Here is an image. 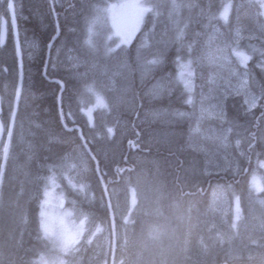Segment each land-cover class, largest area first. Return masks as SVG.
Wrapping results in <instances>:
<instances>
[{
    "label": "trees",
    "instance_id": "trees-1",
    "mask_svg": "<svg viewBox=\"0 0 264 264\" xmlns=\"http://www.w3.org/2000/svg\"><path fill=\"white\" fill-rule=\"evenodd\" d=\"M89 1H92V6L88 8V5H91ZM112 1L115 0H66L64 3L59 0H11L14 6V14L15 16L17 15V17H15L17 39L20 44L22 59L20 58L18 67V64H16L17 55L14 48V40L11 38V30L8 31L5 44V47L9 49L4 55H0V58L2 57L6 59V61H9L8 68H11L9 70L13 72L17 70L19 72L20 68V73L24 76L22 88L20 89V96L22 95L23 98L19 96L18 99L19 105L22 106L18 105L15 114L13 133L9 142L10 148L8 147L7 149L4 170L0 180V264L60 263L62 251L58 239L59 229L57 223L59 219L58 205L61 197L66 196L67 199L74 202L75 206H81V210L91 208V204L84 201L83 197L79 198L80 195L86 196L84 191L82 192V189L78 187L73 188V185H70L65 179L64 159L70 155L71 150L74 148L75 154H77L79 150V152L82 151L83 155L87 154V147L90 148L96 159V164H98L97 174L94 162L91 157L87 155L88 159H91L94 165V167H92L91 182L94 183V181H96L99 183L98 186L96 185V193L99 198L103 199V203H106V201L104 200L105 198H103L100 186H102V183H104L105 186L107 185V192L110 198L109 202L115 214L116 201L113 190L120 184V181L126 182L128 184L126 185L127 188H130V185L133 191L136 190L133 192V199L128 202L125 209V216L127 214L130 216L126 217L124 228L128 227L129 230L137 229L138 233L144 231L142 232V236H140V234L138 235L139 238H142L139 242V248L147 230L144 228L141 229L140 223L145 222L149 217H155L157 211L158 214L161 211L162 213L164 212L172 216L173 214H171V212L173 211L171 209L173 208L171 207L175 206L176 208V203L182 206H178L179 209H177V207V210L175 209L174 211H177V213L174 214L173 217H169L172 219L177 217L175 220H178V222H180L179 216H181V219L182 216H184L183 220L187 219L186 210L189 209V206L207 205L211 190L210 186L216 181L220 182H216L215 184L225 182L228 190L245 196L248 183V174L245 173V169L252 168V162L255 163L264 157V70L255 68L254 65L256 64L252 59L248 62L247 73L252 87L258 94L256 107L251 109L249 116H242V110L239 109V114L237 109L239 108L240 98L234 96L226 100L227 117L230 122L232 119V122L235 123L236 126H239L237 129L239 130V135L242 136V140H240V149L243 153V158L236 160L232 171L225 174L217 173L204 176L199 172V165L201 163L199 159H201V156L191 151L183 150L181 147L187 136V126L189 127L192 116V106H190L192 104L186 103L189 93L185 90L182 82L178 80L176 72L188 62L192 63L198 36L204 28L211 24V15L213 14L214 6L210 13L208 12L206 15L202 13L197 16L195 13L196 6L200 0H146L147 6L151 7L153 11L151 13H146L142 26L134 40L128 46L118 49L121 51V54L119 51H113L110 47V42H108L105 50L109 52V57L106 59L107 61L100 63L98 61L103 57V55L100 54V50L98 51L100 48L99 46H101V41L99 42L95 37V40H92L94 38H91L89 35L86 37V35H82V32L87 24H91L94 21L95 17L98 15L101 16L99 9ZM7 3L8 0H0V4L4 7L2 8L5 15L6 13L8 14L5 10L6 6H4L7 5ZM50 4H52L55 10L56 21L60 27V31L57 39H55L52 45V51L48 58L49 63L45 68V75H43L46 60L45 49L47 47L45 45H47L50 38L55 33L52 32L54 19ZM84 4L88 5L86 6ZM78 5H81V7H79L80 9L76 8ZM94 6H97V8ZM91 7H94L96 12H91ZM88 12L91 13L89 14ZM6 18L9 21V15H7ZM160 24L164 26L165 31L159 30L158 27ZM80 26H83L82 29H80ZM75 35L81 38L78 40L73 38ZM90 40H92V43ZM59 43L65 45V47L64 45L62 46L64 51L56 49L57 53H53L54 46L59 45ZM92 44L95 46H92ZM91 47H94V51L92 52L90 51ZM40 48L41 50H39ZM66 49L68 51L72 49V51H75L76 49V52H79L81 49L84 51L81 57L79 56L83 59L79 60L81 61L82 67L75 69L79 79L78 86H75L76 82L73 83L77 79L71 76L73 70L71 68H66L68 66L66 61L69 62L67 58L68 51ZM28 50L31 51L27 52ZM86 50H89V52ZM247 50H251V47H248ZM255 51H257V49L251 50L253 56L256 54ZM94 52H96L95 54L99 57L92 54ZM93 55L94 57H92ZM138 55L141 56L139 57ZM57 56L58 59L64 61V67H61V69L57 64L59 63ZM119 56H121V58ZM116 59L118 60L116 61ZM6 61H4V63ZM152 61H156V63H152ZM98 68H107L109 72L114 74L115 81L114 90H106L103 94L104 105H107V107L102 106L100 110L95 113V117H100H98L97 121L100 122L102 120V123H99L100 127L104 130L108 128V132L112 133L111 135L106 133L104 142L97 144L102 148V150L99 151H97L98 149L96 148H92V144H89L92 140H89L87 137L86 127L85 131L81 133L87 144L84 143L83 147L77 132L74 130L68 131L61 125L56 109V95L60 90L57 81L60 80L64 84V90L60 97V107L61 110H64L65 115H63V117L65 124L67 127L78 125L74 117L70 115L69 109L77 107V105L85 106V104H81L79 101V99L85 97V88L90 87L92 89L94 88L96 92H99V90L101 91L100 84L96 79V70H98ZM86 69L89 73L84 74ZM193 72L194 70L192 74ZM4 78L3 71H1L0 95L3 105L5 104L4 100H7V103L11 101V99L8 100V96L4 94L7 83H5ZM53 78H56V82L51 81L54 80ZM97 87H99V89ZM74 89H76V91H78V89L82 91H79V95L73 96L71 94H73ZM144 89L148 91V96L144 94L145 92L143 93ZM194 92V90L191 92L192 99L194 97ZM14 93L15 90H12V94ZM67 95H69L68 98L70 102L66 100ZM23 99H25V103ZM232 105L236 106L235 109H233L234 107H232ZM20 110H22V112ZM9 111L6 116L7 119L9 118ZM178 113H184L185 115L181 116L178 115ZM19 117L21 119H19ZM33 123L36 124V126ZM18 125H20V130H18ZM46 133H48V135L50 133L51 136H48ZM20 135L22 138H19L21 137ZM34 135H37V137H34ZM22 141L24 142L22 143ZM11 145L13 147H11ZM9 149H11L12 152H10L11 150ZM2 152L3 145L0 146V166L2 163ZM103 158L106 160H103ZM58 159H61V161L59 162ZM245 161L247 162L243 163ZM60 164L62 165L60 166ZM44 165H46V167ZM78 183L79 182H77V184ZM88 183H90V181H88ZM134 183H137V186H135ZM135 198L138 200L133 203L132 201ZM152 198L154 199L152 200ZM164 198L166 200H164ZM174 198L176 199L175 201ZM197 199L202 203H199ZM157 201H159V203ZM171 202L175 203H172L174 206L171 205ZM153 203H155L154 205L156 206H153ZM158 205H160L159 208ZM184 206H186L185 209ZM143 207L146 210H144ZM164 208H166L167 211H164ZM183 211H185V214ZM108 213L109 210L107 207L104 208L102 206V208L98 207L96 209V214L103 215L106 219L107 216L109 218ZM115 217L116 227L118 228L120 224L117 218L119 219V217L118 215ZM157 222L158 221H156V223ZM174 223L175 221L173 219L172 224ZM214 234L215 232L212 234L213 240H209L211 246L209 245L208 252L210 253L207 254L203 261L197 264H212L213 261V264H257L258 262V264H261L263 258L260 259V255L264 254L263 242L256 244V247H259L256 248L257 256L252 259H234L236 262H233V260L229 262L225 256L228 249L225 240L223 242L221 241L219 233ZM213 242L215 244H213ZM168 244L165 245L168 246ZM225 247L227 248L225 249ZM220 249H222V251ZM133 250H135L133 253L138 252V246ZM117 251H119V249ZM174 251L177 259L175 258L172 264H179L178 261H182L183 264H196L192 260H186L187 262L181 260L180 255L183 256L184 254H180L182 250L178 249V246H175ZM178 257L180 259H178ZM148 264L151 263L149 262Z\"/></svg>",
    "mask_w": 264,
    "mask_h": 264
},
{
    "label": "rangeland",
    "instance_id": "rangeland-1",
    "mask_svg": "<svg viewBox=\"0 0 264 264\" xmlns=\"http://www.w3.org/2000/svg\"><path fill=\"white\" fill-rule=\"evenodd\" d=\"M59 1H62L64 3L66 0H59ZM203 1L204 0H200L198 4L200 2L201 3L199 5L197 4L196 6L197 16L201 15L202 12L203 13L209 11L211 12L212 11L211 7L213 8L214 6L213 14L211 15L212 22L206 28H204L203 31L198 36L194 48L192 63L188 62L187 64L183 65L181 69L176 72V76L178 80L182 82L183 86H184L183 81L190 79L193 84L192 90L195 91L193 93L194 97H193V103L191 105L192 116L189 123V127L187 126V131H186L187 136L185 137L181 147L183 148V150L191 151L201 156V159H199L201 162L199 165L200 168L199 172L204 176H208L217 173L225 174L229 171H232V168H234L235 166L234 164L236 160L239 158L240 159L243 158V153L240 149V140H242V136L239 135V130L237 129L239 126L238 125L236 126L235 123L232 122V119L230 122V120L227 117L226 100L234 96L239 97L240 98L239 108L237 109L239 114H240L239 109L242 110V116L243 115L249 116V113L251 112V109H249V104L252 101L255 102L257 101L258 94L256 90L252 87V84L248 77L247 65L248 62L252 59L254 62H256V65L258 67H261V70H264V15L261 14V12L264 10L260 9L259 0H205L204 2ZM135 4H143L147 6L146 0L112 1L103 8L101 9L98 8L100 11V15L102 17L98 15L97 17L94 18V21L91 24H87L84 27L85 32L82 35L91 34L90 35L91 38L98 37V41L102 39L101 40L102 43L100 42L101 46L98 49V51L100 50V54H102L103 57L102 60L99 59L100 61L98 62L102 63L103 61H107L106 59L109 57L108 55L109 52L105 50V47L108 44V42H110L109 44L110 47L113 49V51H118L119 48L128 46L136 37L137 33L139 32L142 26L146 14L143 17V20L139 24H137L136 23L137 9L135 7ZM227 4H231V10L228 16V20L225 23L224 20L220 19V12L223 10V7ZM50 6L51 8H53L52 4H50ZM79 7H81V5H78L76 8ZM94 7L97 8V6ZM94 7L90 8L91 10H93L92 11L93 13L96 12L94 10ZM11 9L13 12L14 6L8 8L7 5V7L5 8V10L9 12L10 17H11ZM2 13H3V8L0 4V16L3 15ZM9 22L11 24L12 38L15 42V47H17L18 46L16 41L17 30L15 26L16 21L14 24L11 21ZM161 25L162 24H160L158 27L159 30L165 31L164 26ZM48 43L46 50L48 49ZM55 46H57L59 50L63 49L62 45L60 46L55 45ZM102 46L104 47V49L102 48ZM248 47H251V50L257 49V51H255L256 52L255 56L251 54V50H247ZM5 48L8 50L7 47H0V49H3V52H1L0 55H3L5 54V52H7L5 51L6 50ZM104 50L105 52H103ZM54 52H56V47L53 48V53ZM82 52L84 51L80 50L79 52H76V49L75 51L69 50L67 52L68 53L67 58L69 59V62L66 61L68 63V66L66 68H71L73 70L71 76L72 78H77L74 81L76 82V86H78L77 84L79 82V79L77 77L75 69L82 67L80 63L81 61H79V59L81 60L79 56L81 57ZM235 52H241L250 57L246 65L241 64L239 58L234 54ZM19 55H17L18 65L20 59ZM58 61L59 63L57 64L60 66V68L64 67L63 65L64 61L62 59L61 60L58 59ZM6 62H7L6 64L0 63V69L1 71L3 70V72H5L4 68H6L7 70L9 65L8 63L9 61ZM193 70L194 72L190 76L189 73L190 72L192 73ZM85 73H89V71L86 69L84 71V74ZM96 79L100 84L101 90L104 91L113 90L115 83L114 74L109 72L107 68L104 69L98 68V70H96ZM8 87L9 88L7 91L4 90V94L6 96H8L10 92V86ZM85 89H86V93L84 92L85 97L79 99L80 103L85 104V106L77 105V107H72L71 109H69L70 115L72 117L76 116L74 118L77 121L76 123L78 124L76 126H79L80 129L82 127V129L84 130L85 127L87 128L86 129L87 137L89 138V140H92V142H90L89 144L90 145L92 144V148H96L98 149L97 151H99V149L102 150V148L97 144L103 143L106 138L105 137L106 133H109L108 128H105L106 131H104V129H102L99 126V123H101L97 121L99 116L95 117V113L98 112L102 107V105H104L105 103L103 101L104 91H99L95 93L94 88L93 90L90 87ZM78 93L79 91L77 92L76 90H74V94L72 95L77 96ZM14 94L15 95L11 96V101H10L12 107V113L14 106L17 105L15 100L18 96H20V89H19V93H18V89H16ZM68 97L69 95L66 96V100L70 102V99ZM4 102L6 105L7 100H4ZM232 107H234L233 109H235L236 106L232 105ZM62 112L64 113L63 109ZM95 118L96 120H94ZM19 126L20 125H18V130H20ZM82 129L80 131L81 133H82ZM74 131L77 132L76 129ZM111 134L112 133H109L108 135ZM19 138H22V136ZM73 151L71 150L70 152L72 155L70 154V156H67L64 159L65 179L70 185H73V188L78 187L82 189V192L84 191L86 196L84 195L85 196L84 197L83 195H80L79 198L83 197L84 201L91 204V208L81 210V206H75L74 202L70 199H67L66 196L61 197L60 203L58 205L59 219L57 223L59 229L58 239L62 251L59 264H109L110 261L109 259H111V256H109L111 255L110 248H112L113 246V240H112L113 236H112V228H110V223L108 221V216H107V220H105L106 219L105 218L103 222L99 220V225L97 223L98 218L96 215V209L98 207L102 208V206L104 208L107 207V209L111 212L113 226L115 225L114 221H116L115 216L118 215L119 217V219L117 218V220H119L120 226L117 228V230L114 228V232L117 233V234L115 233V235H117V248L119 247V242L121 247L118 248L119 249L118 253H120L119 254L120 256L117 258L119 261L117 259H116L117 261L115 260L116 264H130V263L148 264L152 260L153 261L150 263L153 264H156V262L157 264H164L167 263V261H169L167 264H172L173 262L170 261L174 256H176L173 250L175 249V246H178V249L180 247V249L182 250V253L184 254L183 256L180 255L182 260L193 259L192 261L197 264L199 263V261L200 262L203 261V259L207 256L209 250L208 249L209 240L210 238L211 239L213 238V235H211L213 232L220 234V238L222 242L225 240V243L228 246V250L226 251V255H227L226 258L227 260H229L230 258L229 261L234 260V258L252 259L253 257L257 256L256 255L257 251L255 247L256 244L257 243L260 244L262 242H263L262 244H264V157H262L255 163L252 162V168L250 167L249 169H245V173L248 174L247 191L245 196L244 195L242 196L234 191L228 190L225 182L215 184L216 182H220V181H216L215 183L212 184V186H210L211 190L209 193L207 205L190 206L192 207L191 208L192 210L189 211L190 215L188 214L187 220L186 219L183 220L182 217L183 221L180 222V224L182 223L184 226L182 224L181 226H177L179 225L178 221L177 222L175 221L176 224L175 223L172 224L171 221L172 218H170L169 215L167 218L166 214L162 212L161 213L159 212L158 216L156 215L155 217L147 218L146 222H143L141 224L142 228L149 229V230L147 229L148 235L147 234H146L147 236L145 235L146 241H144L143 239V243L149 242L148 245L149 244L151 245L145 246L147 245V243L143 244L141 242L140 247L141 246L142 247L139 248V252L132 254L133 249L135 248L134 246L139 247V245H134V243L137 244L138 242L139 244L140 239L138 238V235L140 234V236H142L141 235L142 232L138 233L137 229L129 230L128 227L124 228V224L126 223V217L130 216L129 214L125 216L126 213L125 209L127 207L128 202H130L131 199H133V192H135L136 190L133 191L130 185H129L130 188H127L126 185L128 184L124 181H120V184L113 190V194L116 201V214H115L111 207V203L109 205L110 209L108 207V204H106L107 203L105 196L106 194L103 192V187L99 185L102 189L103 198H105L104 200L106 201V203H103L104 202L103 199L99 198L96 193V185L98 186L99 183H97L96 181H94V183L91 182L92 167H94L92 163V161L94 162V160L92 158L95 159V157L92 154L90 148L87 147V155L91 157L92 161L91 159H89L88 161L87 155L86 154H85L86 156L83 155L82 152L81 155L79 153V150L77 154L73 153ZM75 157L77 160L75 159ZM83 157L85 158V160H83L84 159ZM73 158L75 159L76 163ZM69 162L72 164L70 165ZM246 162L247 161L243 163ZM85 169L88 170L86 171ZM88 181H90V183H88ZM77 182L79 183L77 184ZM102 185L105 187L106 193L108 195L107 187H106L107 185L105 186L104 183H102ZM134 185L137 186V183H134ZM108 200H110L109 195H108ZM137 200L138 199L135 198L132 202L134 203ZM197 201H199V199H197ZM199 203L202 202L199 201ZM173 208H175V206ZM175 209H171V210L174 211ZM173 214H175V212ZM158 217H161V220L159 218L160 221L158 220ZM149 219L152 220L150 221ZM164 219L166 221L169 220L170 221L165 223L166 221H164ZM155 220L159 222L158 223L159 225L156 224ZM161 221L163 223H161ZM160 223L162 225L170 224L172 226L169 225L170 227H168L167 225L166 227L165 225L163 228L162 225H160ZM105 224L107 227L105 226ZM146 224L149 227H147ZM175 225L176 228H178V230L175 228ZM158 226L162 227L163 229L159 228L158 230L157 229ZM181 227L183 228L182 232H181ZM170 228H172V230H170ZM174 228L178 232L175 235L178 234L179 238L176 236V238L173 239L174 234L171 233L176 232ZM164 230L167 231L164 232ZM128 231H131L132 233ZM160 231L163 233H161ZM180 232L182 233V236L180 235ZM184 232L185 233L188 232L189 234L188 233L183 234ZM160 235L163 236L164 239ZM170 235L171 237H173L171 241H170ZM186 235H190V236L186 237ZM165 238H166V242L170 241L172 245L169 242L170 244V245L168 244L169 247L168 246L162 247L163 245L161 246L160 242L161 244L167 245L166 242L164 243ZM177 239L178 240L180 239L179 241L181 242H179ZM173 240H175V242ZM177 241L180 244L179 243L174 244L177 243ZM128 242L131 243L129 244ZM154 246L157 247L159 246V247L157 248ZM170 246H172V248ZM145 247L148 250H146ZM126 248H128L129 250H127ZM142 248H144V250ZM165 248H168L171 254L172 253L173 254L168 255L167 253H169V250L166 249L165 250L166 256H165L164 255L165 252L163 251ZM155 250H157L158 254L156 253ZM161 252L163 254H161ZM121 253L123 256L125 255L124 256L125 258L121 255ZM263 255L262 256L260 255V258L261 257L264 258ZM149 256L152 257L150 258ZM147 257L152 260L148 259ZM168 257L170 258L172 257V258L170 259ZM174 259L175 258H173L172 261H174ZM261 264H264V260H262Z\"/></svg>",
    "mask_w": 264,
    "mask_h": 264
},
{
    "label": "bare ground",
    "instance_id": "bare-ground-1",
    "mask_svg": "<svg viewBox=\"0 0 264 264\" xmlns=\"http://www.w3.org/2000/svg\"><path fill=\"white\" fill-rule=\"evenodd\" d=\"M36 1H37V0H36ZM40 1H41V0H40ZM93 1H94V0H93ZM95 1H96V0H95ZM196 1H197V0H196ZM198 1H199V0H198ZM204 1H205V0H204ZM204 1H203V2H204ZM2 2H3V1H2ZM89 2H90V1H89ZM91 2H92V1H91ZM91 2H90V3H91ZM193 2H194V1H193ZM201 2H202V1H201ZM201 2H200V3H201ZM32 3H36V2H32ZM51 3H52V2H51ZM93 3H94V2H93ZM195 3H196V2H195ZM200 3H199V4H200ZM3 4H4V2H3ZM10 4L12 5V2H11V0H8V3H7L8 8H9V5H10ZM30 4H31V3H30ZM196 4H197V3H196ZM199 4H198V5H199ZM7 5H4V6L7 7ZM84 5L87 6L88 4H84ZM93 5H94V4H93ZM1 6H2V5H1ZM86 6H85V7H86ZM89 6H92V3H91V5H88V8H89ZM2 7H3V6H2ZM12 7H13V6H12ZM19 7H20V5H19ZM82 7H83V6H82ZM85 7H84V8H85ZM3 8H4V7H3ZM50 8H51V6H50ZM85 9H86V8H85ZM85 9H84V10H85ZM211 9H212V7H211ZM51 11H52V14H53V15H52V14H51V15L53 16V19H54V22H53V24H52V32H55V33H54V35L52 34L53 37L50 39V41H49V43H48V49H47V50L45 49L47 53H46V55H45L46 60H45V65H44V72H43V75H45V71H46L45 68H46L47 64L49 63V62H48V58L50 57V53H51V51H52V47H53L52 45H53L55 39H57L58 34H59V31H60V30H59L60 27L58 26V23H57V21H56V14H55V10H54V8H51ZM89 11H90V10H89ZM194 11H195V10H194ZM7 12H8V11H7ZM91 12H92V10H91ZM91 12H88V13L90 14ZM17 13H18V12H17ZM195 13H196V12H195ZM195 13H193V14H195ZM202 13H203V12H202ZM204 13H205V15L208 14V12H204ZM209 13H210V11H209ZM2 14H3V15L0 16V28H1V25L5 26V24L8 23V24L10 25V28H9L8 30H11V24H10L9 21H12V16H13V14H14V11L12 12V9H11V17H10V14H9V12H8V15H9V21H8L7 18H6L7 13H6V15H5L4 13H2ZM83 14H85V13H83ZM196 14H197V13H196ZM81 16H83V15H81ZM150 16H151V15H150ZM14 17H17V15L15 16V14H14ZM199 17H200V16H199ZM82 19H83V18H82ZM15 20H16V19H15ZM85 20H86V18H85ZM52 21H53V20H52ZM193 21H194V19H193ZM195 21H196V20H195ZM196 23H197V22H196ZM148 25H149V24H148ZM15 26H16V24H15ZM82 27H83V26H80V29H82ZM147 28H148V26H147ZM147 28H146V29H147ZM87 29H88V27H87ZM87 29H86V30H87ZM66 32H67V31H66ZM84 32H85V31H83L82 34H83ZM86 33H87V32H86ZM86 33H85V34H86ZM199 33H200V32H199ZM70 34H71V33H70ZM65 35H66V34H65ZM87 35H88V34H87ZM87 35H86V37H87ZM90 35H91V34H90ZM90 35H89V36H90ZM95 36H97V35H95ZM31 37H32V36H31ZM63 37H64V35H63ZM66 37H67V36H66ZM86 37H84V38H86ZM92 37H93V36H92ZM104 37H106V36H104ZM115 37H116V36H115ZM11 38H12V37H11ZM49 38H50V37H49ZM60 38H61V37H60ZM73 38H76V39L78 40V39H80L81 37L75 35ZM101 38H102V37H101ZM27 39H28V38H27ZM32 39H33V38H32ZM90 39H91V38H90ZM96 39L98 40V37H97ZM111 39H112V38H111ZM12 40H13V39H12ZM73 40H74V39H73ZM87 40H88V39H87ZM92 40H95V38L92 39ZM92 40H90L91 43H92ZM99 40H100V38H99ZM101 40H102V39H101ZM101 40H100V41H101ZM105 40H106V39H105ZM105 40H104V41H105ZM10 41H11V40H10ZM16 41H17L18 46L15 47V42H14V48H15L16 55H19V53L21 52V50H20V44H19V42H18L17 36H16ZM74 41H75V40H74ZM82 41H83V40H82ZM82 41H81V42H82ZM100 41H99V42H100ZM11 42H12V41H11ZM57 42H58V41H57ZM55 43H56V42H55ZM61 43H63V42H61ZM95 43H96V42H95ZM95 43H94V44H95ZM101 43H102V42H101ZM103 43H104V42H103ZM76 44H77V43H76ZM87 44H88V42H87ZM87 44H86V46H87ZM59 45H61V44L59 43ZM63 45H64V44H63ZM63 45H62V46H63ZM82 45H83V44H82ZM88 45H89V44H88ZM11 46H12V45H11ZM11 46H10V47H11ZM37 46H38V45H37ZM46 46H47V45H46ZM84 46H85V45H84ZM92 46H95V45L92 44ZM98 46H99V45H98ZM0 47H5L4 43H3V44H0ZM34 47H35V46H34ZM55 47H56V49H59V48H57V46H55ZM55 47H54V48H55ZM64 47H65V45H64ZM79 47H80V46H79ZM87 47H88V46H87ZM96 47H97V46H96ZM99 47H100V46H99ZM82 48H83V47H82ZM85 48H86V47H85ZM89 48H90V46H89ZM93 48H94V47H91V50H90V49H89V50L92 52V51H94ZM105 48H106V47H105ZM8 49H9V48H8ZM12 49H13V48H12ZM92 49H93V50H92ZM95 49H96V48H95ZM97 49H98V48H97ZM103 49H104V47H103ZM24 50H25V49H24ZM34 50H35V49H34ZM39 50H41V48H40ZM62 50H63V49H62ZM66 50H67V49H66ZM72 50H73V49H72ZM72 50H71V51H72ZM79 50H80V49H79ZM81 50H82V49H81ZM89 50H86V51L89 52ZM125 50H126V49H125ZM5 51H7V49H6ZM5 51H4V52H5ZM29 51H31V50H28L27 52H29ZM32 51H33V50H32ZM63 51H64V50H63ZM67 51H68V50H67ZM82 51H83V50H82ZM95 51H96V50H95ZM118 51H119V50H118ZM118 51H116V52H118ZM1 52H3V49H0V53H1ZM9 52H10V51H9ZM9 52H8V53H9ZM33 52H34V51H33ZM35 52H36V51H35ZM97 52H98V51H97ZM103 52H105V50H104ZM120 52H121V51H119V53H120ZM5 53H6V52H5ZM56 53H57V52H56ZM95 53H96V52H94V53H92V54H95ZM29 54H30V53H29ZM44 54H45V53H44ZM60 54H61V53H60ZM60 54H59V55H60ZM117 54H118V53H117ZM120 54H121V53H120ZM3 55H4V54H3ZM13 55H15V54H13ZM13 55H12V56H13ZM22 55H23V54H22ZM84 55H85V54H84ZM95 55H97V54H95ZM118 55H119V54H118ZM122 55H123V54H122ZM8 56H9V55H8ZM87 56H88V55H87ZM97 56H98V55H97ZM97 56H96V57H97ZM138 56H139V55H138ZM140 56H141V55H140ZM140 56H139V57H140ZM13 57H16V56H13ZM19 57L21 58V53H20ZM31 57H32V56H31ZM57 57H58V56H57ZM60 57H61V56H60ZM90 57H91V56H90ZM92 57H94V55H93ZM92 57H91V58H92ZM98 57H99V56H98ZM100 57H101V56H100ZM113 57H114V56H113ZM117 57H118V56H117ZM119 57L121 58V56H119ZM122 57H123V56H122ZM131 57H132V56H131ZM23 58H24V57H23ZM39 58H41V57H39ZM79 58H80V57H79ZM86 58H87V57H86ZM115 58H116V57H115ZM115 58H114V59H115ZM124 58H125V57H124ZM16 59H18V56H17ZM21 59H22V58H21ZM57 59H58V58H57ZM57 59H56V60H57ZM74 59H75V58H74ZM76 59H77V58H76ZM81 59H82V58H81ZM87 59H88V58H87ZM100 59H102V58H100ZM104 59H105V58H104ZM9 60H10V59H9ZM23 60H24V59H23ZM27 60H28V59H27ZM29 60H30V59H29ZM60 60H61V59H60ZM79 60H80V59H79ZM82 60H83V59H82ZM89 60H90V59H89ZM117 60H118V59H116V61H117ZM120 60H121V59H120ZM4 61H5V59H3V58L1 57V58H0V63L3 64ZM15 61H16V60H15ZM85 61H86V60H85ZM85 61H84V62H85ZM99 61H100V60H99ZM124 61H125V60H124ZM19 62H20V59H19ZM21 62H23V61H21ZM35 62H36V61H35ZM75 62H76V60H75ZM103 62H104V61H103ZM103 62H102V63H103ZM126 62H127V60H126ZM5 63H7V62H5ZM5 63H4V64H5ZM73 63H74V62H73ZM78 63H79V61H78ZM78 63H77V64H78ZM80 63H81V62H80ZM122 63H123V62H122ZM16 64H17V63H16ZM31 64H33V63H31ZM35 64H36V63H35ZM43 64H44V63H43ZM87 64H88V63H87ZM114 64H116V63H114ZM119 64H120V62H119ZM129 64H130V61H129ZM129 64H128V65H129ZM253 64H254V63H253ZM255 64H256V62H255ZM28 65H29V64H28ZM39 65H40V64H39ZM39 65H38V66H39ZM10 66H11V64H10ZM41 66H42V65H41ZM41 66H40V67H41ZM77 66H79V65H77ZM94 66H97V65H94ZM94 66H93V68H94ZM112 66H113V65H112ZM121 66H122V64H121ZM129 66H130V65H129ZM3 67H4V66H3ZM5 67H6V66H5ZM18 67H19V65H18ZM48 67H49V66H48ZM59 67H60V66H59ZM125 67H126V66H125ZM254 67H255V68H258V69H261V67H258L257 65H254ZM1 68H2V67H1ZM91 68H92V67H91ZM109 68H112V67H109ZM9 69H11V68H7V70H6V71H8V74H7V75L4 74V76H5L4 81H5V83L7 82V83H6V86H5V90L9 88L8 86L11 87V85H12L13 83L16 85L17 88L19 87V84L21 83V81H22V83H23V76H24V75H22V73H20L21 69L19 68V72H18L17 70H15V76L13 75V71H11V70H9ZM12 69H14V68H12ZM60 69H61V68H60ZM94 69H95V68H94ZM4 70H5V68H4ZM41 70H42V69H41ZM111 70H113V69H111ZM114 70H115V69H114ZM2 71H3V70H2ZM16 71H17V72H16ZM117 71H118V70H117ZM117 71H116V72H117ZM0 72H1V71H0ZM90 72H91V71H90ZM3 73H4V72H3ZM24 74H25V72H24ZM93 74H94V73H93ZM41 75H42V74H41ZM94 75H95V74H94ZM27 78H28V77H27ZM50 78H51V77H50ZM2 79H3V78H2ZM14 79H15V80H14ZM43 79H45V78H43ZM53 79H54V78H53ZM55 79H56V78H55ZM55 79H54V80H51V81H52V82H56ZM92 79H93V76H92ZM45 80H46V79H45ZM48 80H50V79H48ZM48 82H49V81H48ZM57 82L59 83L60 91H59V93L56 95V97H57V98H56V104H57V108H56V109H57L58 114H59L60 122H61L62 126H63L66 130H68V131H73V130H75V129L78 130V129H80L79 126L74 125V126H72V127H69V126L67 127L66 124H65L64 117H63V115H62V110H61V107H60V97L62 96L61 94H62V92H63V90H64V84H63L60 80L57 81ZM1 83H2V82H1ZM22 83H21V87H20V89L22 88ZM73 83H75V82H73ZM55 84H56V83H55ZM70 85H71V84H70ZM77 85H78V84H77ZM75 86H76V85H75ZM73 87H74V85H73ZM65 88H66V87H65ZM97 88L99 89V87H97ZM112 88H113V87H112ZM81 89H82V88H81ZM110 89H111V88H110ZM124 89H125V88H124ZM3 90H4V89H3ZM67 90H68V89H67ZM70 90H71V89H70ZM74 90H76V89H74ZM92 90H93V89H92ZM96 90H97V89H96ZM113 90H114V89H113ZM15 91H16V90H15ZM78 91L81 92L82 90L78 89ZM78 91H77V92H78ZM99 91H100V90H99ZM101 91H104V90H101ZM122 91H123V90H122ZM124 91H125V90H124ZM126 91H127V89H126ZM118 92H119V91H118ZM132 92H133V91H132ZM141 92H142V91H141ZM144 92H145V93H144ZM18 93H19V89H18ZM66 93H67V92H66ZM95 93H96V91H95ZM143 93L147 95L148 91L144 89ZM73 94H74V92H73ZM114 94H115V93H114ZM13 95H15V94H12V90H10L7 99L10 100V99H11V96H13ZM71 95H72V94H71ZM78 95H79V94H78ZM99 95H101V94H99ZM115 95H116V94H115ZM117 95H118V93H117ZM130 95H131V93H130ZM132 95H134V94H132ZM146 95H145V96H146ZM80 96H81V94H80ZM147 96H148V95H147ZM183 96H184V95H183ZM20 97H22V95H21ZM64 97H65V96H64ZM75 97H76V96H75ZM75 97H74V99H75ZM117 97H118V96H117ZM22 98H23V97H22ZM152 98H153V97H152ZM18 99H19V96H18V97L16 98V100H15L17 105L14 106L13 113H12V107H11V105H10L11 102H10V103H7V102H6L7 104H6V105H5V104L3 105L2 100H1V95H0V104H1L2 106H5V107L7 106V109H8L7 112L9 111V108H10V111H9L10 113H9V118H8V125H7V128H6V132H5V135H4L3 142H2V144H1V145H3V152H2L3 155H2V163H1V166H0V180H1L2 172H3V170H4V163H5V160H6L7 149H8V147H9L10 138H11V136H12L13 126H14V120H15V114H16V111H17V109H18V105H19V103H18ZM144 99H145V98H144ZM23 100H24V103H25V99H23ZM76 100H78V99H76ZM40 102H41V100H40ZM154 102H155V100H154ZM75 103H76V102H75ZM23 105H24V104H23ZM19 106H22V105H19ZM179 106H180V105H179ZM179 106H178V107H179ZM190 106H191V105H190ZM26 107H27V106H26ZM184 107H185V106H184ZM187 108H188V107H187ZM56 109H55V110H56ZM178 110H179V109H178ZM20 111L22 112V110H20ZM57 111H56V112H57ZM36 112H37V111H36ZM177 112H178V111H177ZM65 113H66V112H65ZM19 114H20V113H19ZM63 114H64V113H63ZM121 114H122V113H121ZM187 114H188V113H187ZM7 115H8V114H7ZM10 115H12V116H10ZM176 115H177V114H176ZM16 116H17V115H16ZM43 116H44V115H43ZM118 116H119V115H118ZM56 117H57V116H56ZM75 117H76V116H75ZM75 117H74V118H75ZM80 117H81V116H80ZM80 117H79V118H80ZM124 117H125V116H124ZM184 117H185V116H184ZM99 118H100V117H99ZM115 118H117V117H115ZM10 119H11V120H10ZM19 119H21V118L19 117ZM67 119H68V118H67ZM81 119H82V118H81ZM186 119H187V118H186ZM94 120H96V118H95ZM175 120H176V119H175ZM68 121H69V119H68ZM101 121H102V120H101ZM101 121H100V122H101ZM105 121H106V120H105ZM120 121H121V120H120ZM115 122H116V121H115ZM67 123H68V122H67ZM81 123H82V120H81ZM83 123H84V122H83ZM101 123H102V122H101ZM108 123H109V122H108ZM33 124H34V123H33ZM69 124H70V123H69ZM73 124H75V123H73ZM104 124H105V123H104ZM34 125L36 126V124H34ZM79 125H80V124H79ZM123 125H124V124H123ZM35 126H34V128H35ZM99 126H100V125H99ZM19 127H20V126H19ZM31 127H33V126H31ZM61 129H62V127H61ZM102 129H103V128H102ZM102 129H101V130H102ZM34 130H35V129H34ZM40 130H41V129H40ZM32 131H33V130H32ZM46 131H47V130H46ZM68 131H67V132H68ZM80 131H81V129H80ZM83 131H85V130L82 129V132H83ZM104 131H106V130H104ZM263 131H264V126H263ZM41 132H42V131H41ZM86 132H87V131H86ZM122 132H123V131H122ZM0 133H1V125H0ZM51 133H52V131H51ZM80 133H81V132H80ZM88 133H89V132H88ZM94 133H95V132H94ZM120 133H121V132H120ZM46 134L48 135V133H46ZM90 134H91V133H90ZM96 134H97V133H96ZM104 134H105V133H104ZM38 135H39V133H38ZM40 135H41V134H40ZM49 135H50V133H49ZM49 135H48V136H49ZM88 135H89V134H88ZM20 136H21V135H20ZM45 136H46V135H45ZM45 136H44V138H45ZM50 136H51V135H50ZM53 136H55V135H53ZM92 136H93V135H92ZM100 136H101V135H100ZM128 136H129V135H128ZM34 137H37V135H36V136L34 135ZM46 137H47V136H46ZM102 137H103V135H102ZM41 138H42V137H41ZM91 138H92V137H91ZM93 138H94V137H93ZM126 138H127V137H126ZM32 139H33V138H32ZM39 139H40V138H39ZM42 139H43V138H42ZM47 139H48V137H47ZM96 139H97V138H96ZM96 139H95V140H96ZM20 140H21V139H20ZM30 140H31V139H30ZM5 141H6V144H5ZM34 141H36V140H34ZM17 142H18V141H17ZM23 142H24V141H22V143H23ZM27 142H28V141H27ZM97 142H98V141H97ZM31 143H32V142H31ZM44 143H45V142H44ZM46 143H47V142H46ZM16 144H17V143H16ZM18 144H19V143H18ZM29 144H30V143H29ZM32 144H33V143H32ZM85 144H86V143H85ZM1 145H0V146H1ZM41 145H43V144H41ZM86 145H87V144H86ZM30 146H31V145H30ZM72 146H73V145H72ZM78 146H79V145H78ZM11 147H13V146L11 145ZM9 148H10V147H9ZM17 148H18V145H17ZM36 149H37V148H36ZM39 149H40V148H39ZM41 149H42V147H41ZM45 149H46V146H45ZM103 149H104V148H103ZM9 150H11V149H9ZM19 150H20V149H19ZM21 150H22V149H21ZM68 150H69V149H68ZM70 150H71V149H70ZM73 150H74V151H73ZM73 150H72L73 153H75V148H74ZM80 150H81V149H80ZM99 150H100V149H99ZM23 151H24V150H23ZM41 151H42V150H41ZM66 151H67V150H66ZM10 152H12V150H11ZM15 152H16V151H15ZM15 152H13V153H15ZM21 152H22V151H21ZM37 152H38V151H37ZM37 152H36V153H37ZM76 152H77V151H76ZM81 152H82V151H81ZM81 152H79V153L81 154ZM83 152H84V151H83ZM101 152H102V151H101ZM106 152H107V151H106ZM88 153H89V152H88ZM104 153H105V152H104ZM18 154H19V153H18ZM24 154H25V153H24ZM40 154H41V153H40ZM43 154H44V153H43ZM70 154H71V153H70ZM109 154H110V153H109ZM25 155H26V154H25ZM53 155H54V154H53ZM71 155H72V154H71ZM73 155H74V154H73ZM81 155H82V154H81ZM86 155H87V154H86ZM86 155H85V156H86ZM69 156H70V155H69ZM76 156H77V155H76ZM105 156H106V154H105ZM16 157H17V155H16ZM20 157H21V156H20ZM116 157H117V156H116ZM11 158H12V157H11ZM40 158H41V157H40ZM43 158H44V157H43ZM70 158H72V157H70ZM77 158H78V157H77ZM83 158H84V157H83ZM13 159H15V158H13ZM13 159H12V160H13ZM24 159H25V158H24ZM37 159H38V157H37ZM73 159H74V158H73ZM75 159H76V157H75ZM75 159H74V161H75ZM81 159H82V158H81ZM86 159H87V158H86ZM92 159H93L94 162H95L94 164H95L96 172H97V174H98V169H97V167H98L97 165H98V164H96V159H94V158H92ZM110 159H111V158H110ZM62 160H63V159H62ZM76 160H77V159H76ZM83 160H85V158H84ZM103 160H106V159L103 158ZM0 161H1V160H0ZM10 161H11V160H10ZM35 161H36V160H35ZM35 161H34V162H35ZM45 161H46V160H45ZM58 161L60 162L61 159H58ZM69 161H70V160H69ZM88 161H89V159H88ZM107 161H108V160H107ZM112 161H113V159H112ZM123 161H124V160H123ZM65 162H67V161H65ZM105 162H106V161H105ZM109 162H110V161H109ZM35 163H36V162H35ZM42 163H43V161H42ZM42 163H41V164H42ZM62 163H63V161H62ZM69 163H70V162H69ZM73 163H74V162H73ZM75 163H76V161H75ZM84 163H85V162H84ZM86 163H87V162H86ZM107 163H108V162H107ZM107 163H106V164H107ZM114 163H115V162H114ZM33 164H34V163H33ZM38 164H39V163H38ZM67 164H68V163H67ZM71 164H72V163H70V165H71ZM91 164H92V163H91ZM34 165H35V164H34ZM56 165H59V164H56ZM61 165H62V164H60V166H61ZM83 165H84V164H83ZM101 165H102V164H101ZM109 165H110V164H109ZM234 165H235V164H234ZM36 166H37V165H36ZM44 166L46 167V165H44ZM64 166H65V164H64ZM66 166H67V165H66ZM73 166H74V164H73ZM85 166H86V165H85ZM114 166H115V165H114ZM22 167H23V166H22ZM30 167H31V166H30ZM67 167H68V166H67ZM89 167H90V165H89ZM37 168H38V167H37ZM69 168H70V167H69ZM33 169H34V168H33ZM40 169H42V168H40ZM46 169H47V168H46ZM67 169H68V168H67ZM67 169H66V170H67ZM93 169H94V168H93ZM106 169H107V168H106ZM112 169H113V167H112ZM43 170H44V168H43ZM85 170L87 171L88 169H85ZM94 171H95V170H94ZM102 171L105 172L104 170H102ZM39 172H40V171H39ZM45 172H46V171H45ZM78 172H79V171H78ZM110 172H111V171H110ZM75 173H76V172H75ZM99 173H100V172H99ZM114 174H115V173H114ZM64 175H65V174H64ZM71 175H72V174H71ZM74 175H76V174H74ZM74 175H73V176H74ZM85 175H86V174H85ZM68 176H69V175H68ZM88 176H89V175H88ZM96 176H97V175H96ZM99 176H100V175H99ZM45 178H46V177H45ZM99 178H101V177H99ZM40 179H41V178H40ZM44 180H45V179H44ZM6 185H9V184H6ZM102 187H103V192L106 194V195H105V196H106V201H107V204H108V207H109L110 202H109V200H108V195H107V193H106V189H105V187H104L103 185H102ZM17 191H18V189H17ZM16 193H17V192H16ZM157 194H158V193H157ZM8 195H9V194H8ZM155 195H156V194H155ZM158 195H160V194H158ZM245 195H246V192H245ZM153 196H154V195H153ZM167 196H169V195H167ZM12 197H13V196H12ZM151 197H152V196H151ZM154 198H156V197H154ZM154 198H152V200H153ZM157 198H159V197H157ZM21 199H22V198H21ZM160 199H161V198H160ZM170 199H172V198H170ZM13 200H15V199H13ZM161 200H163V199H161ZM164 200H166V199L164 198ZM175 200H176V199L174 198V201H175ZM150 201H151V200H150ZM157 202L159 203V201H157ZM157 202H155V203H157ZM162 202H163V201H162ZM155 203H153L152 205H153V206H156V205H154ZM166 203H168V202H166ZM172 203H174V202H171V205H173ZM160 204H161V202H160ZM163 204H164V203H163ZM174 204H175V203H174ZM176 204H177V206H176V208H177L179 205H178V203H176ZM179 204H180V203H179ZM165 205H166V204H165ZM169 205H170V204H169ZM171 205H170V206H171ZM180 205H181V204H180ZM162 206H163V205H162ZM181 206H182V205H181ZM181 206H179V207H181ZM144 207H145V206H144ZM144 207H143V209H144ZM150 207H151V206H150ZM159 207H160V205H158V208H159ZM163 207H164V206H163ZM179 207H178L177 209H179ZM185 207H186V206H184V209H185ZM189 207H190V206H189ZM146 208H147V206H146ZM155 208H156V207H155ZM171 208H173V207H171ZM191 208H192V207H190L189 209L186 210V211H187V216H188V214H189V211L192 210ZM109 209H110V207H109ZM147 209H148V208H147ZM150 209H151V208H150ZM173 209H175V208H173ZM177 209H176V210H177ZM184 209H183V210H184ZM207 209H208V208H207ZM207 209H206V210H207ZM144 210H146V209H144ZM165 210H166V208H164V211H165ZM204 210H205V209H204ZM166 211H167V210H166ZM174 211H175V210H174ZM174 211L171 212V213L173 214ZM179 211H180V210H179ZM181 211H182V209H181ZM181 211H180V212H181ZM194 211H195V210H194ZM148 212H149V210H148ZM151 212H152V211H151ZM154 212H155V211H154ZM176 212H177V211H176ZM176 212H175V214H176ZM180 212H179V213H180ZM183 212H184V214H185V211H183ZM183 212H182V213H183ZM200 212H201V211H200ZM160 213H161V211H160ZM163 213H164V212H163ZM145 214H146V213H145ZM148 214H149V213H148ZM150 214H151V213H150ZM155 214H156V213H155ZM164 214H165V213H164ZM164 214H163V215H164ZM184 214H183V215H184ZM193 214H195V213H193ZM96 215H97V218H98V222H97V223H98V225H99V220L103 222L104 219H105V217H104L103 215H98V214H96ZM108 215H109L108 221H109V223H110V228H112V236H113V239H112V240H113V246H112V248H110V249H111V252H110L111 255H109V256H111V259H109V260H110V261H109V264H116V263H115V260L118 258V255H115V254H116V251H117L118 249H117V235H115L116 232H114V228L117 230V227H116V222H115V221H114V222H115V225L113 226L112 214H111L110 211H109ZM146 215H147V214H146ZM189 215H190V214H189ZM140 216H141V215H140ZM140 216H139V217H140ZM153 216H155V215H153ZM157 216H158V211H157ZM161 216H162V215H161ZM166 216H167V218H168V215H167V214H166ZM169 216H170V215H169ZM173 216H174V214H173L172 216H170V217H173ZM175 216H176V215H175ZM141 217H144V216H141ZM182 217H184V216H182ZM97 218H96V219H97ZM146 218H147V217H146ZM175 218H177V217H175ZM175 218H173L174 221H176ZM180 218H181V216H180ZM185 218H186V217H185ZM137 219H138V218H137ZM156 219H157V218H156ZM165 219H166V218H165ZM165 219H164V221H166ZM173 219H172V221H173ZM178 219H179V217H178ZM105 220H107V219H105ZM149 220H150V219H149ZM151 220H152V219H151ZM151 220H150V221H151ZM158 220H159V218H158ZM160 220H161V218H160ZM160 220H159V221H160ZM179 220H181L180 222L183 221L182 219H179ZM186 220H187V219H186ZM94 221H95V220H94ZM141 221H142V219H141ZM153 221H154V220H153ZM155 221H156V220H155ZM162 221H163V218H162ZM162 221H161V223H163ZM169 221H170V220H169ZM169 221H166L165 223H167V222H169ZM177 221H178V220H177ZM177 221H176V222H177ZM105 222H106V221H105ZM142 222H143V221H142ZM145 222H146V221H145ZM180 222H179V224H180ZM100 223H101V222H100ZM149 223H150V222H149ZM158 223H159V222H157L156 224H158ZM161 223H160V225H162ZM165 223H164V224H165ZM140 224H142V223H140ZM175 224H176V223H175ZM181 224H182V223H181ZM181 224H180V225H177V226H181ZM92 225H93V224H92ZM95 225H96V223H95ZM102 225H104V224H102ZM143 225H144V224H143ZM146 225H147V224H146ZM158 225H159V224H158ZM165 225H166V224H165ZM165 225H162V227L164 228ZM167 225H168V224H167ZM167 225H166V227H167ZM169 225H170V224H169ZM169 225H168V227L172 226V225H170V226H169ZM182 225H183V224H182ZM187 225H188V224H187ZM90 226H91V225H90ZM105 226H106V224H105ZM140 226H141V225H140ZM144 226H145V225H144ZM150 226H151V225H150ZM183 226H184V225H183ZM188 226H189V225H188ZM106 227H107V226H106ZM147 227H149V226L147 225ZM153 227H154V226H153ZM162 227H159V226H158L157 229L159 230V228L161 229ZM103 228H104V227H103ZM140 228L143 229L142 226H141ZM163 228H162V229H163ZM175 228H176V225H175ZM175 228H174V229H175ZM132 229H133V228H132ZM147 229H148V228H147ZM150 229H151V228H150ZM153 229H154V228H153ZM157 229H156V230H157ZM165 229H166V228H165ZM174 229H173V230H174ZM176 229L178 230V228H176ZM176 229H175V231H176ZM181 229H183V228L181 227ZM186 229H187V228H186ZM105 230H106V229H105ZM145 230H146V228H145ZM148 230H149V229H148ZM167 230H168V229H167ZM167 230H164V232L167 231ZM170 230H172V228H170ZM139 231H140V230H139ZM162 231H163V230H162ZM175 231H173V232H175ZM182 231H183V230H181V232H182ZM186 231H187V230H186ZM128 232H131V231H128ZM142 232H144V231H142ZM150 232H152V231H150ZM160 232H161V231H160ZM181 232H180V235L182 236V233H181ZM131 233H132V232H131ZM133 233H134V232H133ZM146 233H147V230H146ZM146 233H145V235H146ZM161 233H163V232H161ZM170 233H171V232H170ZM176 233H178V232L176 231L175 233H171V234H174V238L171 237V235H170V241L172 240V238L175 239L176 236L178 237V234L175 235ZM186 233H188V232H186ZM186 233L184 232L183 234H186ZM192 233H193V232H192ZM103 234H104V233H103ZM107 234H108V233H107ZM116 234H117V233H116ZM188 234H189V233H188ZM194 234H195V232H194ZM212 234H213V233H212ZM212 234H211V235H212ZM215 234H216V233H215ZM215 234H214V235H215ZM136 235H137V234H136ZM141 235H142V234H141ZM143 235H144V234H143ZM145 235H144V236H145ZM147 235H148V234H147ZM147 235H146V236H147ZM164 235H165V234H164ZM180 235H179V236H180ZM118 236H119V235H118ZM127 236H128V235H127ZM127 236H126V237H127ZM160 236H161V235H160ZM187 236H190V235H186V237H187ZM192 236H193V235H192ZM120 237H121V236H120ZM134 237H135V236H134ZM161 237H163V236H161ZM166 237H167V236H166ZM184 237H185V236H184ZM194 237H195V235H194ZM128 238H129V237H128ZM138 238H139V237H138ZM140 238H141V237H140ZM140 238H139V239H140ZM147 238H148V237H147ZM178 238H179V237H178ZM192 238H193V237H192ZM218 238H219V236H218ZM107 239H108V238H107ZM107 239H106V242H107ZM119 239H120V238H119ZM143 239H144V241H146V240H145V239H146L145 237H143ZM148 239H149V238H148ZM163 239H164V237H163ZM163 239H162V242H163ZM181 239H182V238H181ZM190 239H191V238H190ZM210 239H211V238H210ZM214 239H215V238H214ZM216 239H217V237H216ZM20 240H21V239H20ZM120 240H121V239H120ZM120 240H119V241H120ZM140 240H142V238H141ZM168 240H169V238H168ZM177 240H178V239H177ZM179 240H180V239H179ZM179 240H178V241H179ZM212 240H213V239H212ZM119 241H118V242H119ZM149 241H151V240H149ZM160 241H161V239H160ZM160 241H159V242H160ZM170 241H169V242H170ZM173 241L175 242V240H173ZM178 241H177V243H174V242H172V243H174V244H178L179 242H181V241H179V242H178ZM109 242H110V241H109ZM115 242H116V245H115ZM122 242H123V241H122ZM135 242H136V241H135ZM165 242H166V238H165L164 243H165ZM169 242H167V244H168ZM183 242H184V240H183ZM207 242H208V241H207ZM211 242H212V241H211ZM211 242H210V243H211ZM20 243H21V242H20ZM104 243H105V242H104ZM128 243H129V242H128ZM130 243H131V242H130ZM130 243H129V244H130ZM142 243H143V241H142ZM146 243H147V242H146ZM146 243L144 242L143 244H146ZM148 243H149V242H148ZM148 243H147V245H145V246H149V245H151V244L148 245ZM186 243H187V242H186ZM186 243H185V244H186ZM24 244H25V243H24ZM134 244H136V243H134ZM158 244H159V243H158ZM170 244H171V242H170ZM170 244H169V245H170ZM179 244H180V243H179ZM188 244H189V243H188ZM213 244H215V243L213 242ZM223 244H224V243H223ZM100 245H101V244H100ZM104 245H105V244H104ZM108 245H109V244H108ZM131 245H132V244H131ZM136 245H139L138 242H137ZM155 245H156V244H155ZM160 245L162 246L163 244H161V242H160ZM171 245H172V244H171ZM182 245H183V243H182ZM209 245H210V244H209ZM216 245H218V244H216ZM109 246H110V245H109ZM187 246H188V245H187ZM187 246H186V247H187ZM189 246H190V245H189ZM194 246H195V245H194ZM207 246H208V245H207ZM210 246H211V245H210ZM221 246H222V245H221ZM256 246H257V245H256ZM256 246H255V247H256ZM94 247H95V246H94ZM119 247H120V242H119ZM129 247H130V246H129ZM134 247H135V249H136V246H134ZM141 247H142V246H141ZM141 247H140V248H141ZM154 247H157V246H154ZM158 247H159V246H158ZM158 247H157V248H158ZM162 247H167V246L164 245V246H162ZM168 247H169V246H168ZM170 247L172 248V246H170ZM173 247H174V245H173ZM213 247H214V245H213ZM99 248H100V247H99ZM120 248H121V247H120ZM131 248H133V247H131ZM145 248H146V247H145ZM160 248H161V247H160ZM171 248H170V249H171ZM183 248H185V247H183ZM188 248H189V247H188ZM220 248H221V247H220ZM226 248H227V247H225V249H226ZM256 248H259V247H256ZM91 249H92V248H91ZM95 249H96V248H95ZM102 249H103V248H102ZM106 249H108V248H106ZM106 249H105V250H106ZM123 249H124V247H123ZM126 249L129 250L128 248H126ZM142 249L144 250V248H142ZM151 249H152V246H151ZM155 249H156V248H155ZM166 249H168V248H165L163 251L165 252ZM179 249H180V247H179ZM208 249H209V248H208ZM210 249H211V248H210ZM217 249H218V248H217ZM120 250H121V249H120ZM138 250H139V247H138ZM146 250H148V249L146 248ZM158 250H159V249H158ZM168 250H169V249H168ZM173 250H174V249H173ZM180 250H181V249H180ZM184 250H185V249H184ZM205 250H206V249H205ZM220 250L222 251V249H220ZM223 250H224V249H223ZM227 250H228V249H227ZM261 250H262V249H261ZM93 251H94V250H93ZM122 251H123V250H122ZM122 251H120V252H122ZM134 251H135V250H133V252H134ZM152 251H153V250H152ZM155 251H156V253H157V250H155ZM163 251H162V252H163ZM178 251H179V250H178ZM98 252H99V251H98ZM101 252H102V250H101ZM101 252H100V254H101ZM107 252H108V250H107ZM138 252H139V251H138ZM142 252H143V251H142ZM162 252H161V254L164 253V252H163V253H162ZM219 252H220V251H219ZM104 253H105V251H104ZM144 253H145V252H144ZM181 253H182V252L180 251V254H181ZM209 253H210V252H208V254H209ZM220 253H221V252H220ZM260 253H261V252H260ZM106 254H107V253H106ZM119 254H120V253H119ZM124 254H125V253H124ZM133 254H135V253H133ZM145 254H146V253H145ZM148 254H149V253H148ZM148 254H147V255H148ZM150 254H151V252H150ZM153 254H154V253H153ZM157 254H158V253H157ZM167 254H168V255H169V254L172 255L173 253L171 254V252H170V250H169V253H167ZM174 254H175V251H174ZM212 254H213V253H212ZM212 254H211V255H212ZM223 254H224V252H223ZM228 254H229V253H228ZM262 254H263V252H262ZM97 255H98V254H97ZM102 255H103V254H102ZM104 255H105V254H104ZM107 255H108V254H107ZM107 255H106V256H107ZM121 255H122V253H121ZM138 255H139V254H138ZM140 255H141V254H140ZM164 255L166 256V252H165ZM217 255H218V254H217ZM233 255H234V254H233ZM119 256H120V255H119ZM122 256H123V255H122ZM124 256H125V255H124ZM124 256H123V257H124ZM134 256H135V255H134ZM173 256H174V255H173ZM222 256H223V255H222ZM225 256H227L226 253H225ZM261 256H262V255H261ZM263 256H264V255H263ZM149 257H150V256H149ZM151 257H152V256H151ZM151 257H150V258H151ZM153 257H154V256H153ZM159 257H160V256H159ZM213 257H214V256H213ZM219 257H220V256H219ZM124 258H125V257H124ZM137 258H138V257H137ZM147 258H148V257H147ZM150 258H148V259H150ZM168 258H170V257H168ZM168 258H166V259H168ZM171 258H172V257H171ZM171 258H170V259H171ZM173 258H176V259H177L176 256H174ZM173 258H172V260H173ZM187 258H188V256H187ZM134 259H135V257H134ZM140 259H141V258H140ZM155 259H156V258H155ZM178 259H180V258L178 257ZM204 259H205V258H204ZM218 259H219V258H218ZM234 259H235V258H234ZM250 259H251V258H250ZM260 259H262V257H261ZM43 260H44V259H43ZM117 260H118V259H117ZM117 260H116V261H117ZM142 260H143V259H142ZM144 260H145V259H144ZM150 260H152V259H150ZM172 260H171L170 262H174V261H172ZM181 260H182V259H181ZM192 260H193V259H192ZM206 260H207V259H206ZM206 260H205V261H206ZM224 260H225V258H224ZM229 260H230V258H229ZM229 260H228V261H229ZM239 260H243V259H239ZM263 260H264V258H263ZM118 261H119V260H118ZM122 261H123V260H122ZM148 261H149V260H148ZM152 261H153V260H152ZM152 261H150V262H152ZM160 261H161V260H160ZM164 261H165V260H164ZM175 261H177V260H175ZM197 261H198V260H197ZM208 261H209V260H208ZM250 261H251V260H250ZM259 261H260V260H259ZM123 262H124V261H123ZM140 262H141V261H140ZM142 262H143V261H142ZM168 262H169V261H167V263H168ZM180 262H181V264H183L182 261H180ZM180 262L178 261L179 264H180ZM183 262H184V261H183ZM185 262H187V261L185 260ZM199 262H200V261H199ZM213 262H214V261H213ZM213 262H212V264H213ZM218 262H219V261H218ZM229 262H230V261H229ZM233 262H236V261L233 260ZM247 262H248V261H247ZM134 263H135V262H134ZM167 263H164V264H167ZM188 263H189V262H188ZM208 263H209V262H208ZM224 263H225V261H224ZM231 263H232V262H231ZM238 263H239V262H238ZM258 263H259V262H258ZM258 263H257V264H258ZM130 264H131V263H130ZM151 264H153V263H151ZM156 264H157V262H156ZM214 264H215V263H214ZM221 264H222V263H221ZM228 264H229V263H228ZM232 264H233V263H232Z\"/></svg>",
    "mask_w": 264,
    "mask_h": 264
},
{
    "label": "snow or ice",
    "instance_id": "snow-or-ice-1",
    "mask_svg": "<svg viewBox=\"0 0 264 264\" xmlns=\"http://www.w3.org/2000/svg\"><path fill=\"white\" fill-rule=\"evenodd\" d=\"M9 7L11 8L12 5L10 4ZM135 7L137 9V15H136V23L139 24L142 20L143 17L146 13H151L153 11V9L149 6L143 5V4H135ZM259 7L260 9L264 10V0H259ZM231 10V4H227L223 7V10L220 12V19L224 20V22L226 23L228 20V16ZM262 15H264V11L261 12ZM13 24L15 23V17L14 15L12 16V21ZM7 25L5 24V29H6ZM7 36V32L5 31L4 33V38H6ZM3 43V39H0V44ZM240 60L242 65H246L248 60L250 59L249 56L241 53V52H235L234 53ZM152 63H156V61H152ZM190 66V64H189ZM183 75V74H182ZM189 75L191 76L192 73L190 72ZM184 82V86H185V90L189 93L188 99L186 100L187 104H192L193 103V99L191 96V92L193 89V84L191 82V80H186L183 81ZM103 107H107V105H102ZM256 107V102L252 101L249 104V109L255 108ZM178 115H185L184 113H178Z\"/></svg>",
    "mask_w": 264,
    "mask_h": 264
},
{
    "label": "flooded vegetation",
    "instance_id": "flooded-vegetation-1",
    "mask_svg": "<svg viewBox=\"0 0 264 264\" xmlns=\"http://www.w3.org/2000/svg\"><path fill=\"white\" fill-rule=\"evenodd\" d=\"M7 25V34H8V29H9V27H8V23L6 24ZM7 37H8V35L6 36V38H5V41H4V45L6 44V40H7ZM5 72L3 73V74H5V75H7L8 74V71H6V68H5V70H4ZM13 75L15 76V70H14V72H13ZM21 83H22V81H21ZM21 83L19 84V87L17 88L16 87V85L13 83L12 85H11V87H10V90H16V89H20V87H21ZM8 89H6L5 91H7ZM7 106L5 107V106H2L1 104H0V125H1V133H0V145L2 144V142H3V139H4V135H5V132H6V128H7V125H8V119H7V114H8V112H7ZM115 255H118V257H119V254H118V251H116V254Z\"/></svg>",
    "mask_w": 264,
    "mask_h": 264
},
{
    "label": "water",
    "instance_id": "water-1",
    "mask_svg": "<svg viewBox=\"0 0 264 264\" xmlns=\"http://www.w3.org/2000/svg\"><path fill=\"white\" fill-rule=\"evenodd\" d=\"M5 31H6L5 26L1 25V28H0V39H3V43L5 41V38H4ZM77 132H78L79 137L81 138L80 129H78ZM82 142L84 143L83 139H82Z\"/></svg>",
    "mask_w": 264,
    "mask_h": 264
}]
</instances>
